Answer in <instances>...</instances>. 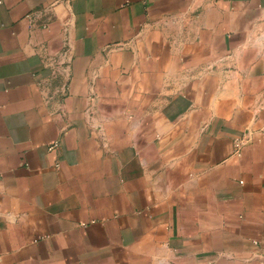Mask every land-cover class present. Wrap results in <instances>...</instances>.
<instances>
[{"label":"crops","instance_id":"0c3cea01","mask_svg":"<svg viewBox=\"0 0 264 264\" xmlns=\"http://www.w3.org/2000/svg\"><path fill=\"white\" fill-rule=\"evenodd\" d=\"M0 264H264V0H0Z\"/></svg>","mask_w":264,"mask_h":264},{"label":"built area","instance_id":"2783aa9c","mask_svg":"<svg viewBox=\"0 0 264 264\" xmlns=\"http://www.w3.org/2000/svg\"><path fill=\"white\" fill-rule=\"evenodd\" d=\"M59 141L57 140V141H54V142H52V143H50L49 145H48V149H50V150H53V149H56L58 146H59Z\"/></svg>","mask_w":264,"mask_h":264}]
</instances>
